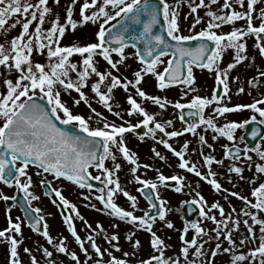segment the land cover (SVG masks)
Wrapping results in <instances>:
<instances>
[{"label":"snow or ice","instance_id":"6c2138e0","mask_svg":"<svg viewBox=\"0 0 264 264\" xmlns=\"http://www.w3.org/2000/svg\"><path fill=\"white\" fill-rule=\"evenodd\" d=\"M79 2L71 0L66 8V19L62 23L59 14L53 13V8L49 6V0H0V37H6L17 26L20 27L18 35L0 42V78L5 86L4 90H0V183L24 193L23 212L28 227L42 235L48 245H54V250H49L37 244L35 251L42 252L46 264H60L55 258L56 253L67 256L73 264H132L129 258L142 248L140 239L134 237L138 231H146L150 234L149 244L155 254L148 259H140L136 264H182L179 255H167L169 245L154 230V226L159 222L164 228L181 231L168 219L173 209L168 207L169 202L162 197L160 189L171 188L173 184L170 182H175V192L181 193L185 188H191V184L186 176L175 173L165 175L153 165L140 163L139 154L128 147V134L146 128L147 131L138 137L140 141L149 137L164 145L178 158L179 169L206 181L216 193L237 197L245 205L234 219L232 214L225 213L219 202L208 205L200 192H196L193 201L183 202L200 205V217L216 225L214 229L206 230L202 227V220L185 223L181 231L183 247L180 250L183 264H214V258L221 253L231 254L230 264H264V219L260 218V214L264 213V183H259L251 191L255 202L248 196L224 188L212 167L214 163L223 166L224 160L203 153L204 146L210 149L213 146L208 143L206 135L201 134L211 130L214 133L213 139L225 137L235 142L237 130L247 129L258 119L260 124H264V97L249 104L229 106L230 72L249 60L245 38L255 36V46L264 56V7L260 8L258 16L253 15L256 5L262 0H247L246 8V0H223L222 4L220 0H208L207 3L206 0H83L79 10L80 19L77 20L74 19V11ZM54 3L59 5L60 0H54ZM185 4L190 11L183 15V19L186 21L190 16L193 17L188 35L184 34L181 22V9ZM213 5L219 7L213 10ZM236 6L241 10H237ZM198 9L207 11L201 16ZM255 19L260 21L258 26L254 23ZM237 21H245L246 24L236 27ZM46 23L50 27L46 28ZM89 23L98 25L94 42L61 45L67 31L75 33L78 27ZM197 25H204L199 32L195 31ZM225 25H232L231 31H220ZM189 41H199V44L194 48L186 47ZM139 44L143 45L142 49L138 47ZM129 48L134 49V52L127 53ZM228 49L235 52L233 62L222 68L223 54ZM34 53L45 56L46 62L36 61ZM130 55L141 65L133 72L131 79L123 76L120 71L121 68L130 67L127 64ZM76 56H79L78 60L74 59ZM97 57L107 63L108 69H100ZM252 59L254 61L255 58ZM194 68L216 74L218 87L211 97L196 94L187 103H181L179 100H169L167 96L151 95L142 87L145 78L153 76L161 91L180 85L182 98L188 97L190 93L199 91L195 87ZM13 74L14 79L11 78ZM259 76L264 77V71H260ZM234 79L239 80L240 77ZM249 83L255 87L259 81L253 77ZM118 89L126 93L127 108L114 103V94ZM73 92L77 95L73 96ZM244 92L245 88L239 87L236 94ZM65 96L71 98V103L64 99ZM94 102L99 103L121 123L110 120L98 111L93 107ZM145 102L157 106L161 113L149 111ZM82 104L89 110L87 117L73 111ZM169 107L179 110L178 118L185 125L182 130H175L171 119L157 118ZM210 108L211 113L206 114ZM185 109H188L186 113ZM245 110L252 112L250 119H228L229 114ZM186 116L192 120L188 121ZM134 117L139 119L133 124L131 121ZM218 118H223L224 123H220ZM61 124L78 127L85 135L70 132ZM169 128L173 130L168 131ZM159 133L168 138L182 137L185 133L198 137L207 172L197 162L186 158L189 156L191 141H185L178 150L164 136L158 137ZM258 135L256 130H251L254 139ZM244 151L256 152L261 162H254L249 155L247 161L252 163L248 167L251 169L254 164L256 172L264 174V150L256 146ZM240 152L238 146L235 149L228 147L225 157L236 160ZM152 153L154 158L161 161L168 159L155 147ZM121 160L131 165L129 171L132 179L140 185L137 191L147 201L148 209H140L139 197L132 195L121 184L119 172L124 166ZM109 162L111 167L108 166ZM33 165L42 169V172L36 173L41 176L40 184L52 183L44 178V173L51 174L53 181L67 180L81 189H87L88 194L82 193L84 199L98 200L103 206L100 211L114 221L131 224L133 231L128 232L125 238L132 244L133 250L123 251L119 233H109L103 224L98 222L96 228H93L77 205L66 198L62 189L56 187H52L51 192L59 198L63 209L71 210L62 212V216L84 259L81 260L77 251L70 250L67 237L54 238L45 216L41 215L43 210L32 207V202L40 199L32 191L34 180L30 168ZM141 167L155 171V179H145L138 175ZM90 169H95L98 174L93 175ZM244 171L245 168L234 163L227 166L229 183L232 182L231 174L241 180L245 179ZM91 181H100L104 185L98 190V195L92 193L95 186ZM249 183L255 185V178L249 180ZM120 195L127 198L129 209L117 203ZM224 198L227 199V196ZM10 200L16 201L17 197H10L0 189V201ZM89 206L96 208L94 203ZM205 208L209 211H205ZM211 209L219 211L220 220L210 214ZM137 211H143V215H137ZM232 211L236 212L235 207ZM241 216L248 217L252 223H249V219L242 220ZM5 218L7 227L0 229V244L8 246V264H25L21 255V246L25 242L22 226L25 222L20 217L13 218L11 205L5 210ZM77 218L89 230L85 237H81L77 230ZM241 223L247 228L248 234L242 235L237 244L233 232L240 230ZM256 225H260L259 236L256 234ZM119 226V223L112 224L113 228ZM191 229L196 231L203 242L190 237ZM101 234L109 245L108 249L102 248L97 242ZM203 237L207 239L203 240ZM221 238L227 241V247L223 246ZM213 240L216 241L215 248L209 254L205 251V245ZM254 241H258V244L247 253L239 251L241 246ZM190 248L194 250L191 255L196 259H189ZM111 249L122 251V257L115 256ZM22 251L29 257L28 264H40L33 248L23 246ZM93 253L98 258H94Z\"/></svg>","mask_w":264,"mask_h":264},{"label":"rangeland","instance_id":"374dc122","mask_svg":"<svg viewBox=\"0 0 264 264\" xmlns=\"http://www.w3.org/2000/svg\"><path fill=\"white\" fill-rule=\"evenodd\" d=\"M198 2V0H196ZM208 0H206V3ZM71 3V0H60V4L56 5L54 3V0H49V6L53 8V13L59 14L61 18V22L63 23L66 19V8ZM83 3V0H80L78 4L75 6L74 11V19L79 20V10L80 5ZM220 3H223V0H220ZM219 7V5H213V10H216ZM237 10L239 9V6H236ZM247 7V0L245 4V8ZM264 7V0H262L261 3H258L256 5V12L253 14L254 16L259 15L260 8ZM182 16H181V22L184 27V34L188 35L190 34L189 26L193 23V17H189L188 20L183 19V15L187 14L190 9L185 4L182 9ZM206 9H198V13L201 16L205 15ZM115 23V22H113ZM254 23L258 26L260 21L259 19H255ZM245 21H237L236 27L245 26ZM204 25H197L195 31L199 32L201 30V27ZM45 27H50V24L46 23ZM232 29V25H225L223 26L220 31L222 32H229ZM20 31V27L17 26L16 29L12 30L10 33L7 34L6 37H0V42H3L4 39H11L13 36L18 35ZM98 31V25H93L91 23L84 25L83 27H78L75 33L71 31H67L65 34V37L61 41L62 46H70L73 43H88V42H94L96 40V32ZM247 40V54L249 56V60L245 61L243 64L238 65L237 68L231 70L230 77H229V85L231 88V102L229 106L236 105V104H249L252 103L255 99H260L264 97V77L259 76L260 71H264V56L260 54L259 49L255 46L256 45V38L255 36H249L245 38ZM127 53L131 54L134 52V49L129 48L126 50ZM235 55V52L233 49H228L223 54V60L221 62V67H226L229 63L233 62V57ZM255 58L254 61L252 58ZM34 59L38 62H46V57L42 55H37L34 53ZM74 59H79V56L74 57ZM97 60L100 64V69L106 70L108 69L107 63L101 58L97 57ZM127 64L130 65L127 69L121 68V74L123 76H127L129 79L132 78L133 72L135 70H138L140 68V64L138 60H136L134 57L130 55L129 60L127 61ZM194 75L196 77V84L195 87L198 88L197 93H190L188 97L182 98V86H176L171 87L170 89H166L164 91H161L157 87V82L153 76H147L145 78V81L142 83L143 89L151 94V95H160V96H167L169 100H179L181 103H187L194 95L199 94L201 96L205 97H211L213 95L214 89H216L217 81H216V74L210 73L208 70H200L194 68ZM236 76H239L240 79L236 80L234 79ZM253 77H256L259 81L258 86H252L249 82L252 80ZM11 78H15V74L12 75ZM3 80L0 78V90H4ZM239 87H244L245 92L237 95V90ZM134 94V92H133ZM77 94L73 92V96H76ZM115 100L114 103L117 105H123V108H127L128 104L126 103V93L123 91V89H118L115 92ZM64 99L68 100L69 103H71V98L68 96H65ZM145 106L148 108L149 111L161 113V110L151 104V102H145ZM93 107L97 108L98 111L103 112L110 120L115 121L116 123H121V121L109 114L106 109H104L99 103L94 102ZM73 111L75 113H80L85 115L86 117L89 115V110L85 105H81L80 107L74 108ZM211 113V108L208 110L209 114ZM252 115V112L249 110H245L240 113H234L229 114L228 119L229 120H237V121H243L245 119H250ZM179 110L169 107L167 111L162 112L161 115H158V119L166 120L171 119L174 122V129L175 130H182L185 125L179 120ZM137 119L139 118H132V123H136ZM220 123H224L223 118H218ZM259 122V119L257 120ZM264 127V124H261ZM95 126V124H93ZM173 130V128H169L168 131ZM246 129H239L236 132V141H228L225 137H220L219 139H213L214 133L211 130H208L206 133H201L206 135V138L208 139V143L212 144L213 148L210 149L207 146L203 147V153L204 154H210L213 155L217 160L223 159L224 165H217L213 164V170L218 173V176L216 177L219 182L223 185L224 188L229 189V191H236L239 192L241 195L248 196L249 199H252L253 202L254 198L251 196V191L253 187L258 186L259 183H264V174H259L255 170L254 164H252L251 169H249L248 165L252 162L247 161V156H252L253 161L256 163H260L257 154L255 151H248L245 158L242 159H236L231 160L225 157V153L227 151L228 147L232 146H238L240 149L245 150L246 149V143L243 140L240 139V137H243V134ZM147 131L146 128H142V134H128V147L131 148L133 151L139 154V159L141 164H150L153 165L156 168H159L165 175H172V174H179L182 176H186L188 182L191 184V188H185L183 192L177 193L174 189L169 188H161L160 192L163 198H165L169 203L168 207L173 209L172 212L169 213L168 219L174 222L175 228L182 231V229L185 226V221L182 217V207L185 203V201H193L196 199V192H200L205 199L208 202V205H211L212 203L219 202L225 209L226 214H232L233 218L235 219L237 214L241 213V210L245 207L244 202L237 197H233L228 195L227 193L220 194L216 193L215 190L211 185H209L206 181L196 177L192 173H188L185 170H181L178 168V158L175 157L168 149L164 147V145L159 144L155 141H153L151 138L146 137L145 140L142 142L139 140V135H143ZM134 135V136H132ZM137 136V137H135ZM159 136H164L163 133H159ZM165 139H168L170 143H173L174 147H176L178 150L182 147V144L185 141H191L189 145V156L186 157L187 159H190L192 162H197L199 166L202 168L203 171L207 172V167L204 165V161L201 157L200 153V142L198 140V137L193 136L191 133H185L184 136L178 137V138H168L167 136H164ZM138 145V146H137ZM227 146V147H225ZM261 147V150H264V138L259 143ZM155 147L157 150H159L163 155H165L168 159L167 161H161L159 158H154L152 153V148ZM196 151H193V150ZM214 149V151H213ZM124 166L123 169L119 172L120 182L124 186V188L129 191L132 195H136L139 197V208L140 209H148V203L141 197L137 189L140 187L139 184H137L132 179V174L129 171V168L131 165L127 164L124 160L120 161ZM236 164L237 166L245 168V171L243 173L245 179L241 180L239 179L235 174H231L232 176V182L229 183L228 177L229 173L227 172V166L231 164ZM108 166L111 167V163H108ZM41 172L38 169L30 168V174L33 175L34 185L32 188V191L40 197L39 200L32 202V207H39L43 210L41 215L45 216V220L50 226V234L56 238V237H67V243L70 248V250L77 251L78 254L81 256V260L84 259L83 254L80 252V249L76 242L74 241L73 237L71 236L70 232L67 229L66 224L64 223V219H60V215L58 214V211L56 208L50 203V201L43 195V191L40 184L41 176L36 175L37 172ZM93 175H97L98 172L96 170H91ZM138 175H141L142 178L145 179H155L156 172L152 170H145L143 167L139 170L137 173ZM44 178L48 179L49 181H52L51 185L53 187H56L58 189H62L63 194L66 196L68 200L75 203L77 207L79 208L80 213L85 217V219L90 222L93 226V228H96L97 223L103 224L104 228L109 233H119L120 236V245L123 251H132V244L129 243L126 240V235L128 232L133 231V226L131 224H126L119 221H114L111 217H109L105 212L100 211V209L103 207L101 203L96 199L91 200H85L83 194H88V190H84L81 188H78L72 184L66 183L63 180L53 181V178L51 175L43 174ZM255 178L256 183L255 185L249 183V180ZM103 179V177H102ZM0 189L3 190L5 194L8 196H14L16 188L15 187H7L0 184ZM95 195H98L99 192H92ZM227 196V199L224 197ZM96 204V208L93 209L89 205L90 204ZM117 203L121 206H123L126 209L130 208V204L127 201V198L123 195L118 196ZM200 206V205H199ZM235 207L236 212L233 213L232 209ZM6 205L3 203V201H0V224H2V227L4 228L6 224L5 220V210ZM3 209L4 212H1ZM68 211H71L70 209H67ZM205 211H209L208 208H205ZM255 211V210H253ZM137 215H143V211H137ZM210 214H214L217 216V219L220 220L221 217L219 215V211L216 209H211ZM12 216L14 218L20 217L21 219V213L17 207H13L12 210ZM260 218L264 219V213L260 214ZM241 219H249L248 217L241 216ZM22 220V219H21ZM58 220L61 222L58 223ZM196 220H202V227H204L206 230L214 229L216 225L210 221V220H203L202 217L199 216L196 217ZM76 227L81 235V237H85L86 234L89 232L88 229L85 228L84 222L76 219ZM113 223H119V228H113ZM249 223L251 224L252 221L249 219ZM56 225H59V229L56 230ZM0 227V228H2ZM7 227V226H6ZM25 230L24 236H25V242L23 246H27L29 248H33L34 254L37 256V258L40 260V264H46L45 257L43 256L42 252L35 251L37 244L48 247L49 250H54V245H48L46 239L43 238H37L34 235L28 231L24 224ZM260 225H256V234L257 236L260 235L259 233ZM24 229V228H23ZM154 230H157L158 235H160L162 238L165 239L166 243L169 245V248L167 250L168 256H176L179 255L180 259L183 264V256L180 252L181 248L183 247L182 241H181V231L173 230V229H167L164 228L159 222L154 226ZM194 231L195 239L198 240V242H203L202 239L197 235L196 231L194 229H191ZM61 233H59V232ZM212 235H215L214 232L211 233ZM247 228L241 223L240 230L233 232V238L236 239L237 244H239L240 238L242 235H247ZM139 238L142 244V248L139 250H136V255L130 257L129 259L132 261V264H136L137 261L140 259H148L151 255L155 254L154 250L150 247L149 241H150V234L146 231H138L136 233V237ZM207 237H203V240H206ZM223 246L227 247V241H223ZM97 242L101 245L102 248L108 249L109 245L103 238V234L101 236L97 237ZM216 241H210L208 244L205 245V251L210 254L211 250L215 248ZM258 244V241H254L252 243L247 244L246 246H241L239 248L240 252H245L254 247ZM23 246H21V255L22 259L24 260L25 264H28L29 257L27 254H24L22 249ZM8 247V246H7ZM6 249V247L4 248ZM91 251V249H90ZM113 251V254L117 257H122V251H115L114 249H111ZM194 251L190 248V256L189 259H196V257L191 255V252ZM7 254V252H6ZM5 253L0 256V264H8V254ZM94 258L95 254L93 253ZM230 255L228 253H221L217 255L214 258V264H230ZM55 258L60 262V264H73L72 261L67 256H64L63 254L56 253ZM107 259V257H105ZM91 264V262H89Z\"/></svg>","mask_w":264,"mask_h":264},{"label":"water","instance_id":"95a60500","mask_svg":"<svg viewBox=\"0 0 264 264\" xmlns=\"http://www.w3.org/2000/svg\"><path fill=\"white\" fill-rule=\"evenodd\" d=\"M157 30H159V26L157 28ZM199 44V41H189L186 43V47H196L197 45ZM138 47H140L141 49L143 48V45L142 44H139ZM44 102V101H42ZM46 103V102H45ZM185 113L188 111V109H185L184 110ZM186 119L188 121H191V117H187L186 116ZM59 123V122H58ZM61 127H64L66 128L68 131L70 132H74L78 135H85L84 133H82L79 129L71 126V125H60ZM251 130H256L259 135L254 139L252 136H251ZM264 136V129L260 128L257 124H250V129L249 131L246 133L245 135V138L249 144V146L251 148L255 147L258 142L261 140V138ZM239 157L241 156H244L245 155V152H240L237 154ZM91 183L95 186L94 189H97L98 188V183L96 181H91ZM175 184H173L174 186ZM46 193L50 196H52L53 198H56L52 192H51V188L49 185H43ZM22 207V209L24 208L25 206V197L21 194V191L18 192V196H17V200H16ZM194 209V210H192ZM156 210H153V212H155ZM185 213L187 214L186 217H187V221H192L195 216L199 213V209L194 205V204H189L185 207ZM28 221V220H27ZM190 237L192 238L193 237V234L192 232H190Z\"/></svg>","mask_w":264,"mask_h":264}]
</instances>
